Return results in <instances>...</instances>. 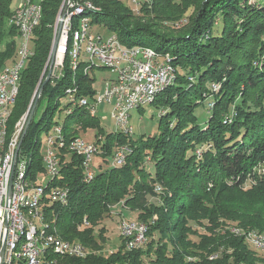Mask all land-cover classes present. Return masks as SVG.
I'll return each instance as SVG.
<instances>
[{
    "label": "trees",
    "instance_id": "16d2710c",
    "mask_svg": "<svg viewBox=\"0 0 264 264\" xmlns=\"http://www.w3.org/2000/svg\"><path fill=\"white\" fill-rule=\"evenodd\" d=\"M90 1L99 8L84 13L92 25L116 33L122 47L146 46L168 54L176 74L150 103L163 114L158 115L159 133L145 139L105 133L86 105L68 102L64 107L63 121L54 125L62 126L67 143L80 131L95 128L94 136L103 135V163L110 164L118 146L127 145L129 152L123 164L100 165L93 179L84 182L82 157L67 147L57 150L59 174L46 177V184L67 187L69 196L66 203L45 205L50 196L44 195V221L62 238L77 240L93 252L85 257L48 253L53 264H264V255L244 241L250 243L249 233L264 238V0H146L138 11L122 0ZM61 3H41L42 16L30 39L32 55L21 70L7 122L8 136L42 80ZM18 5L0 0V71L17 58L19 33L8 19ZM175 21L183 25L173 28ZM69 37L62 76L44 85L20 146L30 160L31 181L43 171L41 133L51 130L59 99L69 88H76L78 98L96 91L94 67L86 72L82 66L70 69ZM116 208L120 220L147 225V240L126 250L125 238L119 236L117 250L103 255L97 250L106 238L98 225ZM84 217L89 226L81 225Z\"/></svg>",
    "mask_w": 264,
    "mask_h": 264
},
{
    "label": "built area",
    "instance_id": "2783aa9c",
    "mask_svg": "<svg viewBox=\"0 0 264 264\" xmlns=\"http://www.w3.org/2000/svg\"><path fill=\"white\" fill-rule=\"evenodd\" d=\"M133 4L132 9H137L136 0H126ZM24 0H21V3ZM42 3V2H41ZM87 7L84 4L78 3V0H67L65 5H63V11L60 20V29L58 36V52L55 57V62L52 67L49 81L54 75L59 74L63 64H60V56H62L63 49V36L65 31V20L68 18L70 13L78 10V8ZM42 10V4H41ZM18 11V9H17ZM32 7L28 11L27 24L22 27L19 36H21V47L19 58L14 61L13 64H9L5 73H1L0 77V103H4L5 100L11 98L13 92V82L17 75L20 73V69L23 67L21 63L22 54L32 55V49L30 47V39L33 30L36 26H31L32 18ZM41 12V11H40ZM17 14V12H16ZM41 16V13H40ZM40 19H38V24ZM83 25H80L78 29V34L76 37V46L78 48V41L80 40V33H83V26H91L92 29L94 25L85 20ZM168 54L164 56H157L154 53L143 48L136 49H126L120 43H113V37L111 35H102L99 32L93 31L92 34H87V49L86 58L83 61L77 62L78 66L84 67L83 63L87 61L100 62V68H105L109 72L108 78L105 79L104 87L101 91H95L94 95L87 96L81 100H77L75 103H86L89 104V110H94L97 113L98 106L100 104L106 103L111 107V117H116L120 121V130H123V134L126 136H131L133 133H128V126L126 124V115H129L130 111V100L133 97L141 94L150 85L159 81L162 78V72L166 68L163 66V59ZM76 90V88H69L68 91ZM124 103V111H116V104ZM73 104V103H72ZM69 109V107H68ZM67 109L65 110V113ZM28 115V114H27ZM19 125L18 134L15 136V143L10 150V157L7 158L5 165L0 166V251L1 246L4 244V252L2 259L0 258V264L12 263L10 259H7V247L10 244L12 238L23 239V249H21V255H29V264H42L34 263L33 245L31 244L30 238V227H26L23 222L20 221L19 214L14 208V199L18 194V187L16 185V174L18 165L20 164L19 149L17 151V146L21 138L24 125L27 119ZM5 116H0V140L1 133L3 132V121H5ZM57 126H54V131L52 136L49 137L48 143H54V134ZM100 136L97 135L93 137V140H86L80 135L75 136L73 143L77 144V151L72 152L77 156L82 157L83 160V181L90 182L95 175V157H101L103 153V144L100 143ZM58 153L62 149V145L55 143ZM45 151L42 153V165L43 171L37 175L36 179L33 180V184L36 186V193L40 190V185L42 180L47 177L48 172H54L53 168V157L47 155V144H45ZM21 146V145H20ZM127 150V145H121L116 147L111 155L110 164L114 167L119 166L120 163L125 161V151ZM64 186L57 184V188L53 190L52 196L47 199L48 203H53V200L59 197L61 190ZM26 191V190H25ZM33 195L31 198V207L34 209ZM118 235L126 238V245L124 246L126 250L131 248H139L141 242L139 239V230L147 229V225L143 227H136L133 220L121 219L117 222ZM81 225L89 226L86 218H83ZM49 240V246H58L62 249V256H72L78 254L73 246H64L58 243H53L51 239ZM53 257L44 258L43 262H51Z\"/></svg>",
    "mask_w": 264,
    "mask_h": 264
},
{
    "label": "bare ground",
    "instance_id": "6f19581e",
    "mask_svg": "<svg viewBox=\"0 0 264 264\" xmlns=\"http://www.w3.org/2000/svg\"><path fill=\"white\" fill-rule=\"evenodd\" d=\"M42 1L43 0H24V2H22L21 5L13 11V14L10 15L8 19V23L16 27L19 33L21 28L25 27V25L27 24L28 11H30L32 7L31 26H37L38 19H41V16H42V10H41ZM143 1H146V0H136L137 9L136 10L133 9V10L138 11ZM66 2L67 0H65L63 5H65ZM78 3L84 4V6H87V7L78 8V10L74 11L73 13H70L68 18L65 20L66 25H65V31H64V36H63V49H62V52H63L68 35H70L69 38H71L72 45L71 47L69 46L70 52H68L69 53L68 59H69V64H70L69 67L73 72L79 69L77 62L83 61V59L86 58L87 34H92L91 26H83V33H80L81 38L78 41V48L75 49L76 37H77L78 29L80 25H83L82 23H84L85 20L91 23V17L88 15H85L84 13H86V11H92V10L94 11V10L99 9L95 7L90 0H78ZM62 11H63V6L60 7L56 15L55 25H54V34L57 32L56 30L59 29ZM40 13H41V16H40ZM57 26H58V29H57ZM110 35L113 37V43H120L115 33H111ZM18 43H19V47L17 50V58L15 61H17L19 58L20 47H21V36H19ZM83 44H84V50L82 48ZM124 48L136 49V48H142V46H136V47L133 46V48L131 47L129 48L124 47ZM143 48L150 51V53H154V55L164 56L163 53L155 50L154 48H149L146 46H143ZM55 56H54V62H55ZM29 57H30V54H22L21 63L23 66ZM63 61L64 60L62 57V59H60V64H62ZM54 62H53V65H54ZM13 63L14 61L9 64H13ZM9 64L4 66L3 69L0 71V77H1V73H5ZM83 64H84V67H83L84 72H86L91 67L100 68V62L96 63L95 61H87V63H83ZM163 66L166 68L162 72V78H159V81H157L156 83H153V85H150V88H147L144 91H141L140 95H137L136 97L131 98L130 111L133 109H141L144 106L149 105L153 101L155 94L159 92L162 88H165V86H167L169 83L173 81L176 73H175V68L172 64V58L169 55H167L163 59ZM22 68L20 69V73H21ZM20 73L17 75L15 82H13V92L14 93L11 95V98H8L7 100H5L4 103H0V116L6 117L5 121H3V132L1 133V140H0V166L5 165L7 162V158L10 157V150L15 143V136L18 134L19 125L23 121H25L26 115L28 114V111H27L25 116L16 122L14 131L11 132L10 133L11 135L8 136L7 122H8L9 115L11 113L12 106L14 105L15 98L18 94V83H19L18 79L20 77ZM44 74H45V71H44ZM61 76H62V68L61 70H59V74L54 75L52 78L55 77L56 79L55 78L54 79L57 80V78L59 79ZM67 94L70 97L71 104L75 103L77 100L87 98V97H82V98L76 97L73 90L68 91ZM80 105H83V106L86 105V107L89 108V104L80 103ZM116 111H124V103H117ZM89 112L91 115H96L94 110H89ZM129 116L130 114L126 115V124L129 125L127 129H128V133H133L134 128H132V126L130 125ZM115 123H116V128H117L116 131L123 133V130H120V121L117 120L116 117H115ZM55 126L57 127L55 129V134H54V143H48L49 137L52 136V132L54 131V127L49 131L48 135H46V138L44 140V145L47 144V155H49V157H53L52 159H53L54 172L47 173V176L50 179H53V177L55 178L59 174V165L57 161L59 159L57 157L59 156H56L58 149H56L55 143L61 144L62 147H67V149H69L72 152L77 151V144L73 143L74 138L67 143L66 138L64 137L62 126L60 124H57ZM101 138L102 137L100 136V139ZM128 152H129V148L127 146V150L125 151V159H126ZM21 154L22 153H21V147H20L19 148L20 164L18 165V169H17L18 174H16V185L18 187V194H17V197L14 199V208L16 212L19 214L20 221L23 222L24 225H26V227H30L31 244L33 245V250H35L34 263L42 262V264H53L55 263L53 258L51 262H43L44 258H49L48 253L62 255V249L58 248V246L50 247L48 239H51L53 243H58L60 245L73 246L75 250L78 251V254H74L75 257H85L86 255L90 254L92 251L91 249L82 245L77 240H67L65 238H62L56 233L55 230L51 229V227H49L48 224L44 221V214L42 211V198L44 197V195H48L51 197L53 194V190L57 188V185L52 186V184L48 185L46 183H41L40 190H38V193H36V186L33 184V181L28 179V176H27V167H28V163L30 160L28 156L24 157ZM82 164H83V160H82ZM121 164L123 163H120V165ZM156 190L159 191L160 188L157 187ZM32 195L34 199L33 200L34 209L31 207ZM68 196H69V189L67 187H64L63 190H61L59 197H57L55 201L61 204L66 203ZM133 223L134 225H136V227L146 226L145 223L138 221V220H133ZM233 231H235V229H233ZM146 233H147V229L139 230V239L141 242L140 246L145 245V242L147 240L146 235H145ZM248 240L255 249L256 248L264 249V238L261 235H258L256 233H249ZM124 244L126 245V238H125ZM21 249H23V239L12 238L10 241V244H8V247H7V259H10V261H13V262L8 263V264H29V255H21V258H20ZM213 257L214 255H212L210 258L212 259Z\"/></svg>",
    "mask_w": 264,
    "mask_h": 264
},
{
    "label": "rangeland",
    "instance_id": "374dc122",
    "mask_svg": "<svg viewBox=\"0 0 264 264\" xmlns=\"http://www.w3.org/2000/svg\"><path fill=\"white\" fill-rule=\"evenodd\" d=\"M122 1L124 3H126V5H128L130 8L133 7L132 3H129L126 0H122ZM250 1L253 2L254 0H250ZM19 2H20V4H19ZM64 2H65V0H62V3L60 5V7L63 6ZM14 4H15V6L19 4L16 7V8H18L21 5V1L20 0H14ZM60 7H59V9H60ZM184 22H186V21H184ZM54 23H55V19H54ZM54 23H53V29H54ZM181 25H183L182 21H177V23L175 21L172 24V27L173 28L174 27L178 28ZM57 29H58V26H57ZM92 30L96 31V32H99L100 34H102L104 36L110 35L111 33H114L112 31H110L107 27L97 26L96 24H95V26L93 27ZM56 34H57V32L54 34V31H53L52 38L54 36H56ZM51 43H52V41H51ZM82 48L84 50V44L82 45ZM57 49H58V44H57ZM57 49H56V54L58 52ZM62 57H63V52H62V56H60V59H62ZM92 73H93L94 78H95V81H94V84H93L94 89L96 91H101L102 88L104 87L105 79L108 78V76H109V72L106 69L95 68ZM45 75H46V71H45V74H43V76H42V80L44 79ZM54 78H52V79H54ZM215 87H217V86H215ZM53 102H51V106H53V104H54ZM68 102H70L69 95L68 96L66 95L65 97H61L59 99L58 105L54 109V112L52 113V118L53 119H51V120H52V122H54V123H52V126H51L52 128L55 126L54 124L61 123L63 121V119L65 117V112L63 111V109H64V107H66ZM32 103H33V100H32ZM32 103H30V105L27 107L28 113H29L30 107L32 106ZM36 107H37V105H36ZM36 107H35V109H36ZM44 108H45V103L43 102L41 104V106L38 107L37 112L35 114V119L36 120L39 118V116H40V114H41V112L43 111ZM24 114H26V111L24 112ZM129 114H130V116H129L130 125L132 126V128H134L133 129V134L131 135L133 140H140L141 138L145 139V138H147L149 136H152V135H155V134L159 133V128H158L159 116L158 115H162L163 111L162 110L158 111V108L155 107L153 104L146 105V106H144L141 109H133V110H131L129 112ZM96 117L99 119L100 125L104 129L105 133L115 132L116 131L117 128H116V123H115V117H113V116L111 117V107H110V105H108L106 103L100 104L98 106V109H97ZM55 121H56V123H55ZM96 132L97 131H96L95 128L94 129L90 128V129H88V130H86L84 132L80 131L79 135L82 138H85L86 140L87 139L88 140H93V137L96 134ZM48 133L47 132L45 133L44 131L41 133V138H42L43 141L45 140L46 135H48ZM137 143L139 144L140 141H138ZM45 146L46 145H44V142H43V145L41 147L42 152L45 151V148H46ZM21 155H23L24 157L28 156L26 153H22ZM94 162H95V168H97L100 165L104 166L105 168L108 167V166H111V167L113 166L112 164L103 163L101 157H99V156L95 157V161ZM47 178H48V176H47ZM47 178H45L43 180V182H41V183H46ZM118 215H119L118 214V210L116 208V210H113V212H111L107 216H105L103 218V220L100 222L101 224L98 225V227L102 226L104 228V237L106 238L105 244L102 247V249H98L97 250L98 253H100V254L107 255L111 251L117 250L116 248H118L120 246V244H121V239H120V237L118 235V229H117V225H118L117 222H119V220H120ZM131 215H132V218H135V216H136L134 213L131 214ZM127 217H129V216H127ZM239 228H241V227H239ZM233 235L240 236V234L238 235V234H235V233H233ZM244 241L246 242L247 245H249V247L251 249L255 250L256 252H258V253H260L262 255H264V249H257V248L255 249L252 246V244L247 242L246 239H244ZM146 264H148V263L146 262Z\"/></svg>",
    "mask_w": 264,
    "mask_h": 264
},
{
    "label": "water",
    "instance_id": "95a60500",
    "mask_svg": "<svg viewBox=\"0 0 264 264\" xmlns=\"http://www.w3.org/2000/svg\"><path fill=\"white\" fill-rule=\"evenodd\" d=\"M59 29H60V26H59ZM58 36H59V31L56 34V36L53 37L54 39L52 40V43H51V46H50L49 58H48V60L45 63V66H44V69H43V72L41 74L40 79H42L44 71H46V75H45L44 79L40 81V85H39V87L37 89V92H36V95H35V97L33 99L32 106L29 109V113L27 115V119H26V122H25V125H24V129H23L21 138L19 140V144L17 146V151L20 148V145H21V143L23 141V138H24V136L26 134L28 126H29V124H30V122L32 120L33 113H34L35 107L37 105L38 99L40 97V94L42 93L43 87L48 82V80H49L48 78H50V74H51L52 67H53V62H54V56H55V52H56V49H57ZM4 247H5L4 244H2L1 251H0V258L1 259L3 257Z\"/></svg>",
    "mask_w": 264,
    "mask_h": 264
},
{
    "label": "crops",
    "instance_id": "0c3cea01",
    "mask_svg": "<svg viewBox=\"0 0 264 264\" xmlns=\"http://www.w3.org/2000/svg\"><path fill=\"white\" fill-rule=\"evenodd\" d=\"M20 4V3H19Z\"/></svg>",
    "mask_w": 264,
    "mask_h": 264
}]
</instances>
